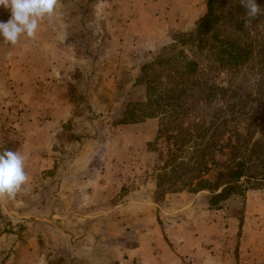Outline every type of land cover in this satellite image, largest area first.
Wrapping results in <instances>:
<instances>
[{"label":"rangeland","instance_id":"rangeland-1","mask_svg":"<svg viewBox=\"0 0 264 264\" xmlns=\"http://www.w3.org/2000/svg\"><path fill=\"white\" fill-rule=\"evenodd\" d=\"M100 1L77 0L79 6L66 7L69 19L78 22L70 25L67 39L71 37L69 41L79 46L80 53L61 71V82L55 86L35 82L39 104L29 103L26 114L20 103L8 106L11 112L0 111V152L10 150L24 156L28 176L14 198L4 197L0 202V264L34 260H29L27 247L31 239H38L35 249L50 256L48 264H74V249L62 248L57 241L78 238L79 233L72 229L85 225L78 215L64 209L78 207L83 200L70 191L93 183L107 195L108 208L115 207L107 219L99 216L101 226L112 221L111 232L119 227L124 207H131L133 214H137V206L159 207V224L173 227L174 239L184 233L192 236L187 240L189 250L193 248L190 264H264V187L244 185L243 194L214 207L209 205L208 191L171 192L167 185L159 191L157 177L167 149L164 141H156L159 118L142 119L147 111L138 109L135 115L140 119L119 124L129 117L125 115L129 109L146 101L144 82L150 75L144 77L141 67L157 63L159 56L165 58L163 47L194 30L206 12V0H193L192 6H187L192 0H129L134 7L126 6V21L115 25L109 22L114 15L108 5ZM136 7L137 22L131 23ZM255 27L257 63L264 54L261 10ZM115 30L127 38L110 42V32ZM252 73L245 70L239 75L235 83L240 94L228 102L242 101L238 106L257 119L258 130L264 104L256 101L258 83ZM214 81L225 85L227 80L221 74ZM225 103H221L223 107ZM11 114L12 118L7 116ZM250 125L240 117L227 124L226 130L234 127L246 134ZM28 128L29 134L25 133ZM96 200L98 206L104 205L105 195H97ZM130 223L132 226L131 219ZM60 228H67L69 235H63ZM132 233L133 229L131 234H114L108 240L123 239L133 245ZM199 234L202 240L197 241Z\"/></svg>","mask_w":264,"mask_h":264},{"label":"trees","instance_id":"trees-1","mask_svg":"<svg viewBox=\"0 0 264 264\" xmlns=\"http://www.w3.org/2000/svg\"><path fill=\"white\" fill-rule=\"evenodd\" d=\"M256 2L264 12V0ZM247 20L241 0H207L194 30L163 47L165 58L141 67L144 77L150 75L144 82L146 101L129 109L119 124L140 119L138 109L147 111L142 119L159 118L156 141L167 147L157 177L159 191L166 185L171 192L208 191L214 207L243 194L244 185L264 187V107L257 130V119L238 106L242 101L228 102L240 94L239 75L254 70L256 101L264 104V54L255 63L257 40L252 36L257 17ZM221 74L225 85L214 81ZM240 117L251 124L246 134L234 127L226 130Z\"/></svg>","mask_w":264,"mask_h":264},{"label":"crops","instance_id":"crops-1","mask_svg":"<svg viewBox=\"0 0 264 264\" xmlns=\"http://www.w3.org/2000/svg\"><path fill=\"white\" fill-rule=\"evenodd\" d=\"M100 2L101 5H108L107 7L110 9L109 13L114 15L109 22L114 21V25L120 21H126V6L134 7L133 3L129 0H101ZM206 3L207 0L204 3L205 6ZM192 5L193 0L187 3V6ZM67 6L79 5L77 4V0H59L54 14L40 22L35 39L21 35L16 45H9L5 44L3 38L0 37L1 112H11L13 109L8 106L12 103H16L17 105L20 103L19 108L24 109L25 114L27 111L29 112V103L39 104L35 101L38 94L33 90L34 83L53 82L55 86L56 83L61 82V71L66 70L69 59L72 61L74 59L72 56L79 55V46L77 47L69 41L71 37L67 39L69 37L70 25L78 23L75 19H69L66 10ZM202 12L204 13V11ZM138 13L139 10L136 7L133 10L131 23L137 22ZM10 16V9L0 7V21L7 22ZM77 37L80 38L81 36ZM126 38L127 35L115 30L110 32L109 41L113 43L125 40ZM122 50L125 52V49ZM117 53L121 52L117 51ZM21 114L24 113L20 111ZM7 116L12 118L13 114ZM25 133L29 134V128L26 129ZM98 187L100 185L93 183L89 186H81L79 190L69 192L81 196L83 200L78 203V207H67L64 209V212L68 211V209L74 212L85 227L78 229L75 225L72 233H79L78 238L58 240L57 244L60 242L62 248L74 249V264H190V261L192 262L190 257L193 248L189 250L187 241L192 236L188 237L184 233L182 237L174 239V228L168 224L166 226L159 224L157 219L159 207L155 209L148 208L145 205H141V208L137 206L135 210L137 214L132 213L131 207H124V211H121L120 214L121 217L118 218L120 225L113 232L110 229L112 225L111 220L106 221L105 225H99V216L105 215L104 218L107 219L115 207L111 206L108 208L107 195L104 192H99L97 190ZM102 188L105 189V192L107 191L105 183L104 186L102 185ZM97 195H105L106 200L103 202L104 205L100 203V206H98ZM62 197L64 203H68L65 201V197ZM2 200L0 199V202ZM188 210V208H185L184 211ZM130 219L133 223L132 226ZM132 229L134 230V234L132 233L133 245H127L123 239L117 242L108 240L114 234H121L123 232L125 235L126 233L131 234ZM60 230L63 232V235H69L67 228H60ZM182 230L185 231L186 226H183ZM200 236L201 234L197 236V241L202 240ZM37 240L31 239L27 243L29 260L35 257L34 260L29 261V264H48L50 256L44 254L38 248L35 249V246L39 245Z\"/></svg>","mask_w":264,"mask_h":264},{"label":"clouds","instance_id":"clouds-1","mask_svg":"<svg viewBox=\"0 0 264 264\" xmlns=\"http://www.w3.org/2000/svg\"><path fill=\"white\" fill-rule=\"evenodd\" d=\"M59 0H0V7L10 9L7 22L0 21V37L5 44L16 45L21 35L35 39L40 22L51 17ZM246 9L247 23L260 13L256 0H241ZM25 157L19 152H0V199H12L28 180Z\"/></svg>","mask_w":264,"mask_h":264}]
</instances>
